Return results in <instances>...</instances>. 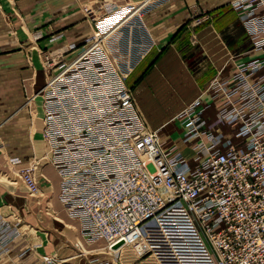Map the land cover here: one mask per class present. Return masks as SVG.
<instances>
[{"label": "built area", "instance_id": "2783aa9c", "mask_svg": "<svg viewBox=\"0 0 264 264\" xmlns=\"http://www.w3.org/2000/svg\"><path fill=\"white\" fill-rule=\"evenodd\" d=\"M156 1L166 0L107 6L90 38L39 91L44 157L58 175V198L84 238H101L108 251L120 242L155 264H264V80H249L264 59L235 64L226 83L209 82L206 91L220 102L210 126L199 98L178 115L190 118L181 137L189 164L147 127L125 83L155 45L143 14ZM231 4L252 49L264 52V0ZM190 12L192 21L204 15ZM219 123L234 137L214 133ZM37 168L33 160L20 169L30 195ZM16 230L0 220V255ZM118 246L103 264H120ZM38 264L60 263L44 254Z\"/></svg>", "mask_w": 264, "mask_h": 264}, {"label": "rangeland", "instance_id": "374dc122", "mask_svg": "<svg viewBox=\"0 0 264 264\" xmlns=\"http://www.w3.org/2000/svg\"><path fill=\"white\" fill-rule=\"evenodd\" d=\"M141 1H81L80 12L87 23V34L83 42L90 38L95 29V20H99L106 13L107 6L125 3L136 5ZM157 2L155 6L162 3ZM230 6L232 8V4ZM192 12L175 34L177 38L182 36L181 41L176 43L178 46L176 60L171 62L172 68L177 70H173L172 74L170 71L156 68L155 81L149 87L147 94H144L142 102L135 100L132 87L141 68L133 70L150 55L149 67L162 53L160 49L152 55V47L133 68L127 82L135 107L147 127L157 132L164 146L172 145L177 148L183 152L187 160L191 155L189 146L179 147V144H182L184 124L190 118L178 115L194 99L205 93L203 82L208 77V75L200 76V83H198L195 74L197 63L204 59L197 43L196 31L204 25L205 21L203 23L200 19L207 17V14L206 12L204 15L198 14L195 17L198 20L192 21ZM198 12L200 13L201 10ZM113 21L114 19L106 26ZM42 33L40 30H35L33 36L31 33L28 37L34 43V49L26 47L29 54L26 62L31 67L30 74L4 73L9 64L0 58V220L9 223L11 228L17 229L16 236L12 239L15 247L9 258L18 256L14 264H18L17 261H20L19 264H37L40 256L46 253L53 255L60 264H103L110 261V254L114 249L107 251L101 238L86 240L87 238L85 239L81 233L80 221L71 217L62 206L58 198L59 178L55 169L44 157L46 150L41 135L39 91L46 80L55 74L64 62L70 61L79 46L84 43H71L65 48L42 49L36 45L38 40L45 37ZM57 37L58 35L52 34L49 40ZM59 51H63L61 60L55 59L50 65L52 56ZM3 54L4 52H1L0 57ZM38 70L42 71L40 83H37ZM198 87L201 90L196 96L195 91ZM183 96L192 98L190 102H184ZM211 123L209 121L207 124L210 126ZM219 126L227 128L224 123ZM186 151H188L187 154ZM33 160L38 163L36 170L38 188L34 194L30 195L20 177V169ZM118 249L121 255L120 264H155L149 258L137 259L125 245ZM4 258L6 257L0 255V264H10L11 260L6 261Z\"/></svg>", "mask_w": 264, "mask_h": 264}, {"label": "crops", "instance_id": "0c3cea01", "mask_svg": "<svg viewBox=\"0 0 264 264\" xmlns=\"http://www.w3.org/2000/svg\"><path fill=\"white\" fill-rule=\"evenodd\" d=\"M81 1L83 0H0V53L4 52L0 58L9 64L4 73L10 75L31 73V67L26 62L29 55L26 47L34 49V43L28 37L31 33L33 36L35 30L42 31V35L45 36L36 42L37 47L42 49L65 48L71 43H84L87 23L80 12ZM146 1L142 0L140 3ZM233 1L235 0H166L143 14V22L155 42L151 50L152 55L160 49L162 53L149 67L150 55L148 54L149 56L147 55L148 57L133 70L142 69L139 70L133 82L135 100L142 102L144 94H147L149 87L155 81L156 68L170 71L172 74L173 70H177L172 68L171 62L176 60V49H178L176 43L181 41L182 36L177 38L175 34L183 26L192 9L201 10L207 14V17L200 19L202 22L205 21L204 25L196 31L197 43H199L201 55L204 56V59L196 66L197 82L200 83V76L208 75L203 82L205 85L203 90H206L212 79L226 83L234 72L235 64L264 59L263 51L252 49L249 35L238 19L236 10L230 8ZM50 34L58 35V37L49 40ZM41 72L39 71L37 83L42 81ZM130 74L125 81L127 86H129L127 82ZM258 78H261V81L264 80V61L260 69L249 77V80L255 81ZM200 90L198 87L195 91L196 96ZM191 98L183 96L182 99L186 102ZM198 98L201 104H208L202 116L207 117L208 122H212L220 107V102L216 98H210L208 91ZM219 125L222 124L212 126L214 133H219L226 138L234 137L231 128L228 129L227 125V128H221ZM182 145L184 146V144H179V147ZM188 161L191 159L188 158ZM13 242L9 243V251L1 255V257H6L4 258L6 261L10 259V264H14L18 259L17 255L15 258H9L15 247ZM17 262L20 263V261Z\"/></svg>", "mask_w": 264, "mask_h": 264}, {"label": "bare ground", "instance_id": "6f19581e", "mask_svg": "<svg viewBox=\"0 0 264 264\" xmlns=\"http://www.w3.org/2000/svg\"><path fill=\"white\" fill-rule=\"evenodd\" d=\"M138 5V4H137ZM234 133H235V131H233L232 130V134L234 135ZM222 136V135H221ZM223 137V136H222ZM223 138H226V137H223ZM227 139H229V138H227ZM182 155H183V153H181ZM183 157H184V159H186L185 158V156L183 155ZM187 161V160H186ZM165 188H166V190H167V193H169L170 192V189H171V187H170V184H166L165 185ZM120 246H122V245H120ZM120 246H118V248L120 247ZM124 246V245H123ZM106 248V247H105ZM107 249V248H106ZM113 249H115V248H113ZM108 251V250H107ZM109 252H110V250H109Z\"/></svg>", "mask_w": 264, "mask_h": 264}, {"label": "water", "instance_id": "95a60500", "mask_svg": "<svg viewBox=\"0 0 264 264\" xmlns=\"http://www.w3.org/2000/svg\"><path fill=\"white\" fill-rule=\"evenodd\" d=\"M119 244H120V242L113 244L112 248H116Z\"/></svg>", "mask_w": 264, "mask_h": 264}]
</instances>
